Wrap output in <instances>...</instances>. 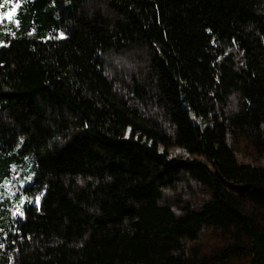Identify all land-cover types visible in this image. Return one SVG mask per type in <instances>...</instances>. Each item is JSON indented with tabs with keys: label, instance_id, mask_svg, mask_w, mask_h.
Returning <instances> with one entry per match:
<instances>
[{
	"label": "trees",
	"instance_id": "trees-1",
	"mask_svg": "<svg viewBox=\"0 0 264 264\" xmlns=\"http://www.w3.org/2000/svg\"><path fill=\"white\" fill-rule=\"evenodd\" d=\"M16 2L0 264H264V0Z\"/></svg>",
	"mask_w": 264,
	"mask_h": 264
},
{
	"label": "rangeland",
	"instance_id": "rangeland-1",
	"mask_svg": "<svg viewBox=\"0 0 264 264\" xmlns=\"http://www.w3.org/2000/svg\"><path fill=\"white\" fill-rule=\"evenodd\" d=\"M18 3L16 0H0V26L8 25L14 21V16L17 11ZM6 17H11L8 19ZM8 28H5L6 30ZM2 41L0 40V44ZM28 175V170L23 167L21 169H10V176L2 177L0 174V201L7 199L9 209L14 205V209L9 212L12 217L16 214V208L22 203L23 198L19 197V187L23 179ZM5 215L0 214V235H3Z\"/></svg>",
	"mask_w": 264,
	"mask_h": 264
},
{
	"label": "snow or ice",
	"instance_id": "snow-or-ice-1",
	"mask_svg": "<svg viewBox=\"0 0 264 264\" xmlns=\"http://www.w3.org/2000/svg\"><path fill=\"white\" fill-rule=\"evenodd\" d=\"M6 18L11 19V17H6ZM16 23H18V21Z\"/></svg>",
	"mask_w": 264,
	"mask_h": 264
}]
</instances>
